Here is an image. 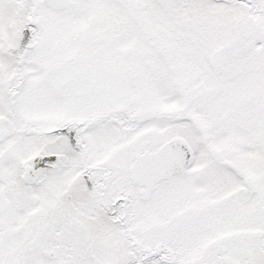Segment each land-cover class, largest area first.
<instances>
[{
    "label": "snow or ice",
    "instance_id": "6c2138e0",
    "mask_svg": "<svg viewBox=\"0 0 264 264\" xmlns=\"http://www.w3.org/2000/svg\"><path fill=\"white\" fill-rule=\"evenodd\" d=\"M0 264H264V0H0Z\"/></svg>",
    "mask_w": 264,
    "mask_h": 264
}]
</instances>
